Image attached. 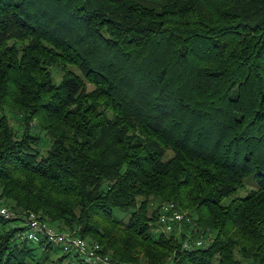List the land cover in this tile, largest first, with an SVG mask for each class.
Instances as JSON below:
<instances>
[{
  "label": "trees",
  "instance_id": "trees-1",
  "mask_svg": "<svg viewBox=\"0 0 264 264\" xmlns=\"http://www.w3.org/2000/svg\"><path fill=\"white\" fill-rule=\"evenodd\" d=\"M4 109L1 206L118 264H264V0H0ZM18 221L0 264L65 258Z\"/></svg>",
  "mask_w": 264,
  "mask_h": 264
},
{
  "label": "built area",
  "instance_id": "built-area-1",
  "mask_svg": "<svg viewBox=\"0 0 264 264\" xmlns=\"http://www.w3.org/2000/svg\"><path fill=\"white\" fill-rule=\"evenodd\" d=\"M0 218L11 222L19 220L18 222L23 223L24 229L16 235V239L20 242L51 244L66 254L77 256L83 264H118L102 254L98 244H90L83 238L72 237L59 232L33 212L21 215L0 206ZM184 221H190L186 212L174 203H164L158 221V229L153 231L172 232L175 228L180 227ZM18 222H15L16 226H19ZM202 247L203 243L199 240H196L194 244L188 242L183 244V249L189 251Z\"/></svg>",
  "mask_w": 264,
  "mask_h": 264
},
{
  "label": "rangeland",
  "instance_id": "rangeland-1",
  "mask_svg": "<svg viewBox=\"0 0 264 264\" xmlns=\"http://www.w3.org/2000/svg\"><path fill=\"white\" fill-rule=\"evenodd\" d=\"M59 68H57V67H53L51 70H55V72H56V80H57V82H59L60 81V75H59V70H58ZM0 113L1 114H4L8 119H9V121H10V124L13 126V128L14 129H18L19 127H20V125H21V122H22V115L20 114V115H15V113H13L12 111H10V110H8V109H4V110H0ZM41 133V135L43 136L44 134H43V132H40ZM247 194V191H243V192H240V194L238 193V194H233V195H231L230 197H228V198H226V199H224V201H223V205H228L235 197H236V195H242V196H244V195H246ZM1 206V205H0ZM2 207H5V206H2ZM6 208V207H5ZM9 209V208H8ZM9 210H11V209H9ZM12 211V210H11ZM184 212H186L188 215H189V217H190V212L188 211V210H183ZM114 215H115V217L116 218H118L119 220H121L123 223H126V222H128V220H129V217H130V214L129 213H127V214H122V213H120V210H115L114 211ZM193 215V214H192ZM194 216V215H193ZM195 217V216H194ZM190 220H191V217H190ZM18 225L19 226H23V223L22 222H18ZM209 234V233H208ZM207 234V235H208ZM210 235V234H209ZM214 236H215V233H211V239H213L214 238ZM197 239V238H196ZM201 239H199V241H200ZM202 241V243L203 244H205V246H207L209 243H210V241L209 240H201ZM88 242V241H87ZM41 250V249H40ZM67 254L66 253H64L62 250H60V249H53V250H51V257H53L54 259H58V258H63V257H65L62 261H60V262H58V264H79V261H78V258L77 257H75V256H73V255H68V256H66ZM242 264H251V263H249V262H246V261H243V263Z\"/></svg>",
  "mask_w": 264,
  "mask_h": 264
}]
</instances>
